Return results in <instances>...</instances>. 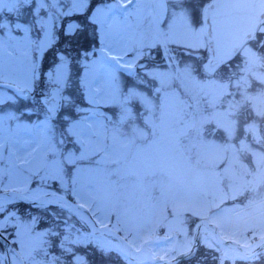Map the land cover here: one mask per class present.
<instances>
[{"label":"snow or ice","instance_id":"6c2138e0","mask_svg":"<svg viewBox=\"0 0 264 264\" xmlns=\"http://www.w3.org/2000/svg\"><path fill=\"white\" fill-rule=\"evenodd\" d=\"M0 264H264V0H0Z\"/></svg>","mask_w":264,"mask_h":264}]
</instances>
